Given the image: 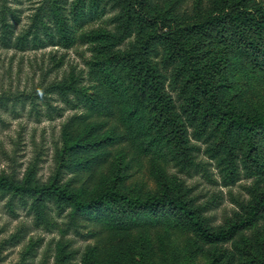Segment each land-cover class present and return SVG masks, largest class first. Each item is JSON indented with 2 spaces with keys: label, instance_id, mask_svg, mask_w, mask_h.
I'll return each mask as SVG.
<instances>
[{
  "label": "trees",
  "instance_id": "obj_1",
  "mask_svg": "<svg viewBox=\"0 0 264 264\" xmlns=\"http://www.w3.org/2000/svg\"><path fill=\"white\" fill-rule=\"evenodd\" d=\"M183 1L44 0L30 28L16 39L7 20L11 9L3 5L4 49L87 46L90 53L87 72L50 91L84 111L63 129L66 174L81 187L69 181L65 188L21 186L9 177L0 178L1 196L31 201L38 225L53 226L48 206L55 204L58 216L69 211L74 227L88 224L140 235L155 230L153 256L143 264H180L182 249L173 233L196 239L190 259L204 245L230 242L264 218V113L249 108L240 92L233 93L241 64L264 75V0H210L212 9L188 22L177 14ZM11 14L15 17L14 11ZM95 118L102 123L92 122ZM110 123L119 126L120 133L95 139ZM190 129L198 142H216L207 154L218 161L229 183L242 176L255 179L258 193L251 209L226 230L212 231L206 208L186 199L187 191L169 182L170 166L188 174L202 169L190 160L196 150L190 146ZM115 147L121 173L149 162L160 185L158 194L134 197L123 192L120 179L105 182L89 196L93 180L112 163L113 151L108 150ZM229 264L247 263L241 259ZM249 264H264V253Z\"/></svg>",
  "mask_w": 264,
  "mask_h": 264
},
{
  "label": "rangeland",
  "instance_id": "obj_2",
  "mask_svg": "<svg viewBox=\"0 0 264 264\" xmlns=\"http://www.w3.org/2000/svg\"><path fill=\"white\" fill-rule=\"evenodd\" d=\"M43 1L0 0V178L9 177L21 186L29 184L47 188L57 185L65 188L74 184L79 189L81 184L70 181L73 176L66 174L64 153L67 141H64L63 129L72 117L84 111L74 109L58 93L51 94L50 91L55 84L66 83L81 71L87 72L90 58L87 46L69 50L55 46L20 51L7 50L1 45L3 5L11 9L7 20L16 39L30 28ZM181 3L177 14L182 16V22L197 21L205 10L212 7L210 0H184ZM199 3L201 7H198ZM167 5L161 7L166 9ZM11 11L15 12L16 18ZM236 75L237 87L233 93L240 92L249 108L258 109L263 114L262 72L241 64ZM92 120L102 123L97 118ZM193 131L189 130L190 146L196 150L191 152L190 160L201 164L202 169L188 174L170 166L169 182L174 183L175 188L187 191L186 199L206 208L204 216L212 231L226 230L251 209L258 193L254 187L255 179L242 176L236 183H229L219 170L218 161L207 154L216 142L210 146L198 142L191 136ZM114 133H120V127L115 128L114 123H110L96 134L95 139ZM108 151H113L112 163L93 180L89 196L99 192L105 182L114 183L120 179L123 192L134 197L143 199L159 193L160 185L147 160L138 164V170L121 173L117 163L119 158H116L119 148ZM31 205V201L0 194V264H143L153 256L151 250L158 241L155 230L149 229L140 235L113 232L88 224L74 227L67 216L69 211L58 216L60 208L55 204L48 206L52 209L49 218H52L53 226L47 227L37 224L38 217ZM172 235L182 249V256L178 258L180 264H229L231 260L241 259L249 264L253 257H261L264 253V218L230 242L204 245L190 259L188 252L191 246H197L196 239L181 232ZM94 252H98V260Z\"/></svg>",
  "mask_w": 264,
  "mask_h": 264
}]
</instances>
